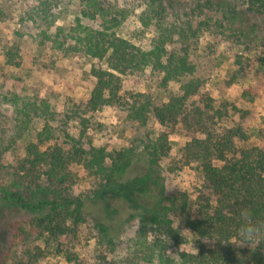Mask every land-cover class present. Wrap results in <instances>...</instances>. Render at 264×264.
Instances as JSON below:
<instances>
[{
	"label": "trees",
	"instance_id": "obj_1",
	"mask_svg": "<svg viewBox=\"0 0 264 264\" xmlns=\"http://www.w3.org/2000/svg\"><path fill=\"white\" fill-rule=\"evenodd\" d=\"M138 10V27L127 35L134 44L121 34ZM62 15L72 16L69 26L56 25ZM203 35L227 46L264 49V0L22 5L5 65L20 67L28 41L38 70H51L56 56L97 64L87 73V100L65 110L38 95L0 93V161L12 156L0 190L2 263L42 264L51 257L84 264L70 245L87 228L94 264H264V130L248 146L240 125L220 127L230 113L207 94L194 56ZM259 64L264 68V59ZM150 77L167 95L160 105L149 93L121 94L123 78L148 83ZM254 97L249 88L240 93L241 102ZM107 108L119 116L113 130L131 132L125 147L92 143L88 115ZM178 138L185 142L179 157L170 159ZM168 159V174L195 165L193 198L185 191L166 193L161 164ZM75 178L86 181L85 192L74 195ZM14 250L17 256L9 258Z\"/></svg>",
	"mask_w": 264,
	"mask_h": 264
},
{
	"label": "rangeland",
	"instance_id": "obj_2",
	"mask_svg": "<svg viewBox=\"0 0 264 264\" xmlns=\"http://www.w3.org/2000/svg\"><path fill=\"white\" fill-rule=\"evenodd\" d=\"M29 0H0V93L14 92L20 95H38L49 98L58 109L65 110L67 105H77L85 102L91 89V82L87 78V73L92 65L97 62L85 57L76 56L72 58L54 57V66L49 71L36 69L32 64L30 55L32 43H23L21 54L22 61L20 67L7 66L4 63V50L11 46L13 31L18 28V16L23 4ZM25 2V3H24ZM140 10L135 12L126 27L123 29L121 37L137 44L136 40L127 36L136 25V16ZM72 23V16L62 15L56 22L57 26H69ZM148 37V36H147ZM197 62V72L205 78V90L214 100L215 106L228 108L230 117L225 123L220 124L221 128H229L232 125H240L245 131L248 146L258 143L256 133L264 130V68H260V61L264 59V49L259 48H236L219 43L217 39H212L203 35L199 39L195 51ZM122 92L149 93L154 97L156 106L166 101V96L158 91L157 78L150 77L148 83H139L135 79L123 78ZM251 89L255 93L253 101L250 103L241 102L240 93L246 89ZM177 92V86L169 85L167 90ZM124 93V94H125ZM89 124L87 129L90 132L94 146H107L115 149L125 147L131 132L114 131V125L119 117L112 108L102 109L99 112L88 115ZM149 126L157 130L158 126L153 119L149 118ZM185 139L178 138L177 146H172L170 159H177L179 154L177 148L181 147ZM162 162L161 177L163 186L167 194L175 191H185L192 195V183L197 185V175L194 166L188 169L176 171L172 174L164 172L167 162ZM12 156L4 155L0 161V190L6 187L8 180V168L11 165ZM2 167V169H1ZM73 174L80 175L81 169L72 167ZM73 186L74 195L85 192L88 189L85 180L75 178ZM0 193V197H1ZM119 219V223L125 220ZM123 226L124 233L128 232V226ZM92 232L87 228L79 230L77 238L71 243L70 250L74 252L79 260L84 264H94ZM2 230H0V245H4ZM4 256V255H3ZM2 251H0V264L3 261ZM17 256V250L12 251L9 258ZM42 264H64L58 258H45ZM6 264V263H5Z\"/></svg>",
	"mask_w": 264,
	"mask_h": 264
},
{
	"label": "clouds",
	"instance_id": "obj_3",
	"mask_svg": "<svg viewBox=\"0 0 264 264\" xmlns=\"http://www.w3.org/2000/svg\"><path fill=\"white\" fill-rule=\"evenodd\" d=\"M248 241L246 239H240V240H236V239H232L230 241V243L232 244H236V245H244L246 244Z\"/></svg>",
	"mask_w": 264,
	"mask_h": 264
}]
</instances>
